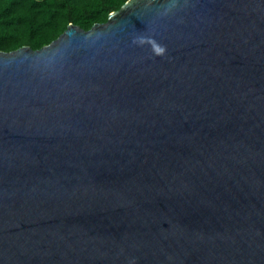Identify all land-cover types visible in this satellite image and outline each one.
<instances>
[{
	"label": "water",
	"instance_id": "1",
	"mask_svg": "<svg viewBox=\"0 0 264 264\" xmlns=\"http://www.w3.org/2000/svg\"><path fill=\"white\" fill-rule=\"evenodd\" d=\"M0 264H264V0L0 51Z\"/></svg>",
	"mask_w": 264,
	"mask_h": 264
},
{
	"label": "trees",
	"instance_id": "2",
	"mask_svg": "<svg viewBox=\"0 0 264 264\" xmlns=\"http://www.w3.org/2000/svg\"><path fill=\"white\" fill-rule=\"evenodd\" d=\"M128 0H0V51L40 49L74 24L89 30Z\"/></svg>",
	"mask_w": 264,
	"mask_h": 264
}]
</instances>
